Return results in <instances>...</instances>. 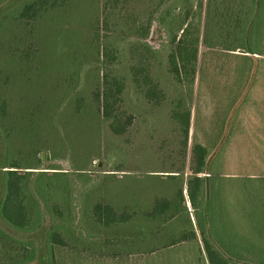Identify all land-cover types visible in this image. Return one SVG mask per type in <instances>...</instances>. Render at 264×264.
Here are the masks:
<instances>
[{"label": "rangeland", "instance_id": "rangeland-1", "mask_svg": "<svg viewBox=\"0 0 264 264\" xmlns=\"http://www.w3.org/2000/svg\"><path fill=\"white\" fill-rule=\"evenodd\" d=\"M196 1L59 0L52 7L51 0H0V149L4 163L31 172L32 214L41 218L36 230L18 231L0 217V264H264V54L220 152L212 210L204 194L198 213L205 226L211 215L221 257L210 259L189 202L197 241L167 246L180 229H191L184 211L166 221L145 218L157 199L174 200L192 177L189 164L177 179L166 176L181 168L185 138L173 119L182 87L169 73L167 54L187 11L201 34L207 12L216 14L207 0L201 11ZM235 11L242 18V5ZM150 21V36L141 39ZM148 47L155 51L151 77L163 94L158 106L135 80ZM259 49L264 53V24ZM206 51L201 43L200 60ZM209 51L228 54L222 64L209 55L205 80L191 86L189 156L196 140L216 154L214 127L225 105L219 90L235 83L246 54ZM109 88L127 125L122 134L112 130L97 98ZM108 207L126 221L100 222Z\"/></svg>", "mask_w": 264, "mask_h": 264}, {"label": "trees", "instance_id": "trees-1", "mask_svg": "<svg viewBox=\"0 0 264 264\" xmlns=\"http://www.w3.org/2000/svg\"><path fill=\"white\" fill-rule=\"evenodd\" d=\"M52 7L56 6L57 1L51 0ZM208 7L211 9L214 7L216 14L211 11L207 12L203 34H201L200 28L196 29L195 24L191 20L189 11L185 13L183 20L179 21L178 31L169 40V53L168 64L169 73L177 80L181 88V96L176 102V108L173 111V119L179 122L180 131H183L185 136L182 150L181 168L176 169L175 175H166L171 179H177L183 175L189 164V171L192 177L187 181V188L185 189L184 181L182 187L177 191L176 198L174 200L157 199L151 213H146L145 218L155 221L158 218L168 220L174 219L186 212L187 220L191 229H180L175 237L168 243L167 246H173L175 244L197 241L198 235L192 221L190 219V213L188 211L186 203L189 202L192 208L195 210L196 217L201 210V201L206 194L209 196L210 204L209 211L212 210L214 190L211 187L216 181V178L222 175V164L220 162L221 151L225 145L228 137L233 134V126L235 118L238 117L242 104H245L247 95H249L251 88L254 85L255 78L257 77V67L260 62L258 56L263 55L259 49V33L264 24V0H207ZM49 0H44L42 5H48ZM237 3L242 5V18L241 13L235 11ZM204 0H197L194 7L202 10ZM193 7V8H194ZM248 7L246 11L245 8ZM31 7L26 8V12H30ZM192 14V13H191ZM201 16V14H200ZM161 23L166 26L167 19L162 17ZM151 21L148 26L141 29V33L138 35L141 39H148L150 36ZM175 25L170 27L171 32L176 30L177 22L171 23ZM173 30V31H172ZM180 34V36H179ZM213 34L217 38L213 39ZM214 40V41H213ZM203 43L208 51L204 52L200 60V44ZM147 44V43H145ZM220 48L225 52L237 51L243 49L246 54L240 55L241 68H238L235 83L231 86L229 82H226L223 86L224 91L219 90V101L225 100L224 110L221 114L222 118L215 125V135L217 137L213 144L215 153L211 156L210 147L205 146L202 142L195 141L190 156L188 154L189 147V134L192 120V107H188V102L192 101L193 92L192 87L197 81L203 83L207 73V58L209 55L216 56L219 64L228 53H222L218 51H209V49ZM146 54H142L144 59H141L139 66L136 67L135 80L136 82L143 83L144 96L149 103L160 105L162 102V91L157 88L151 77V63L150 55L155 52L154 49L148 47L145 50ZM146 55V56H145ZM147 61V67L145 62ZM144 62V63H143ZM223 84L221 83L220 87ZM185 87L190 88L189 100L185 98ZM192 93V94H191ZM103 95V96H102ZM98 95V100L101 102L103 116L109 121L113 131L117 134H122L126 131V122L122 118L118 109H116L115 93L113 88H109L103 91V94ZM241 100V102H240ZM219 115L220 109H217ZM131 117L128 116V129L131 125ZM4 155L0 149V217L8 225L18 231H34L39 228L41 224V218L34 217L32 212L36 207V199L33 197L28 177L31 172L22 174L19 169V164L16 162L4 163ZM9 168V169H7ZM7 169V170H6ZM54 169V168H52ZM56 169V168H55ZM46 173V172H42ZM202 175H205L202 177ZM41 192V191H40ZM184 205V206H183ZM100 208V206H99ZM97 207L96 210L99 209ZM106 217H101L99 213L100 222H106L107 224L116 220L125 222V218L122 216H115L112 214L111 209L108 207L105 209ZM172 212L170 216H166L167 212ZM57 212V211H56ZM111 214V217H108ZM133 220V216L128 215V223ZM198 226L200 228V235L202 236V242L207 250V253L211 260L216 257H221L219 252V243L217 235L213 230V221L211 215L207 226H205L199 216L197 217ZM193 226V227H192ZM53 241L57 240L55 233L52 235ZM218 247V248H217Z\"/></svg>", "mask_w": 264, "mask_h": 264}]
</instances>
